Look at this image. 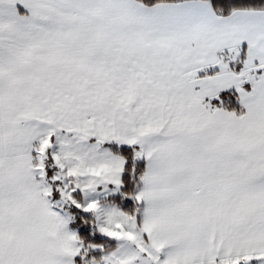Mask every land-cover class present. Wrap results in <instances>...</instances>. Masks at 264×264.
I'll list each match as a JSON object with an SVG mask.
<instances>
[{"label": "snow or ice", "instance_id": "1", "mask_svg": "<svg viewBox=\"0 0 264 264\" xmlns=\"http://www.w3.org/2000/svg\"><path fill=\"white\" fill-rule=\"evenodd\" d=\"M0 264H264V0H0Z\"/></svg>", "mask_w": 264, "mask_h": 264}]
</instances>
